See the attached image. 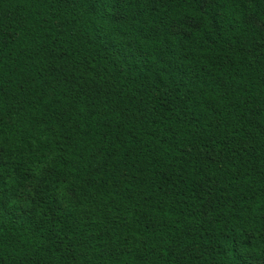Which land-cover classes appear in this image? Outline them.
<instances>
[{
    "label": "trees",
    "instance_id": "trees-1",
    "mask_svg": "<svg viewBox=\"0 0 264 264\" xmlns=\"http://www.w3.org/2000/svg\"><path fill=\"white\" fill-rule=\"evenodd\" d=\"M0 264H264V0H0Z\"/></svg>",
    "mask_w": 264,
    "mask_h": 264
},
{
    "label": "rangeland",
    "instance_id": "rangeland-1",
    "mask_svg": "<svg viewBox=\"0 0 264 264\" xmlns=\"http://www.w3.org/2000/svg\"><path fill=\"white\" fill-rule=\"evenodd\" d=\"M32 188V185L30 184V185H28V189H31Z\"/></svg>",
    "mask_w": 264,
    "mask_h": 264
}]
</instances>
